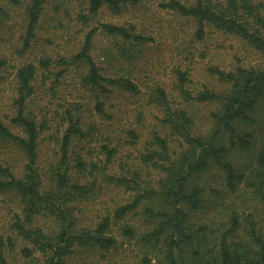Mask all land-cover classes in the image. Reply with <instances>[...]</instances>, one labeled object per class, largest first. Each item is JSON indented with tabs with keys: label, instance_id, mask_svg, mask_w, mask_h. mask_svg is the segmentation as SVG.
<instances>
[{
	"label": "rangeland",
	"instance_id": "374dc122",
	"mask_svg": "<svg viewBox=\"0 0 264 264\" xmlns=\"http://www.w3.org/2000/svg\"><path fill=\"white\" fill-rule=\"evenodd\" d=\"M169 0H135L123 5L113 13L107 4L90 14L88 0H44L33 34L28 38V7L31 0H0V120L14 133L24 135L21 127L11 121L15 114L16 69L26 63L36 68L32 82L34 91L27 99V113L37 124L43 123L37 138L34 166L42 179V189L49 188L50 178L61 159L60 145L67 128V113L80 115L83 138L73 137L69 145L67 162L68 176L85 184L94 182V189L87 197L76 203L79 225L93 227L105 215H114L117 206L132 200L133 192L117 185V177H131L138 169L145 181L152 183L157 195L151 201L145 200L138 210L125 216V220H114L110 233L116 238V245L109 250L100 248L75 247L67 264H130L141 253V235L159 224L160 219H151L142 212L144 205L158 209L166 208L161 202L157 170L139 162L140 154L147 152L151 130L159 131L169 141L172 158H177L187 144L170 132L163 122L162 110L149 102L148 92L160 85L167 92L172 109L182 108L191 117L192 135L207 137L214 130L212 113L216 103L199 102L193 96L203 88L222 91L225 85L218 80L210 68L233 71L236 66L264 69V55L250 47L238 37L206 25L204 36L194 35L195 21L163 8ZM190 4L194 0H178ZM224 3L225 0H210ZM100 23L123 25L143 40H125L109 35L98 28L93 34L89 52L100 67L103 77H126L136 83L135 94L119 87L107 85L108 95L96 94V90L83 83L87 73L85 63H71L63 74L57 75L63 66L56 61L61 57L76 54L83 45L85 35ZM27 40V44L25 43ZM49 57L48 70L39 65V60ZM185 72L187 81L183 88L191 97L179 92L176 70ZM97 96V97H96ZM103 102L102 111L95 108L97 100ZM258 103L252 112L255 122L236 121L238 138L235 146L221 162L229 161L235 173L241 175L234 192L225 186V170L214 160L203 171L193 175L190 183L201 188V205L187 213L188 224L205 223L220 234L229 229V215L238 214L239 228L234 240L251 243L248 218L257 232L264 234V167L258 163V155L264 147V112ZM79 109V112L77 111ZM130 129L137 137L130 141ZM220 143L229 144L228 132L220 135ZM107 147H117L111 161L104 168ZM152 147H155L154 145ZM78 157L86 163L98 164V169L89 173L90 166L80 171ZM27 162L25 154L14 143L0 139V166L8 167L16 176L24 171ZM236 181V180H235ZM261 184V187L259 186ZM181 207V208H182ZM24 220L19 198L12 191H0V237L4 241L3 253L10 264H43V256L22 257L20 250L28 244L18 235L13 223ZM124 222L133 225L135 238L120 234L119 226ZM45 233L57 230L51 217L39 215L34 219ZM213 234L211 237H215ZM231 239V238H230ZM214 255L211 253L209 258ZM190 261V260H189ZM212 261V259L210 260ZM190 264V262H187ZM191 264H193L191 262Z\"/></svg>",
	"mask_w": 264,
	"mask_h": 264
},
{
	"label": "trees",
	"instance_id": "16d2710c",
	"mask_svg": "<svg viewBox=\"0 0 264 264\" xmlns=\"http://www.w3.org/2000/svg\"><path fill=\"white\" fill-rule=\"evenodd\" d=\"M17 2V0H14ZM135 0H88L90 14L97 12L104 4H107L113 13H118L126 3ZM44 0H31L28 7L27 35L32 36L35 25L41 12ZM163 8L175 13L190 17L195 21L194 35L197 39L204 36L206 25H211L222 32L232 34L250 47L264 55V0H225L224 3H213L210 0H194L190 4L178 0H169L161 4ZM0 12L3 9L0 8ZM102 29L109 35L120 36L125 40H143L140 35L130 31L123 25L100 23L98 27L91 28L85 35L80 50L70 57H61L56 63L64 68L57 75H62L66 66L71 63H85L87 73L83 77V83L96 94L111 92L107 85L119 87L124 91L135 94L138 87L135 82L126 77H103L100 67L91 57L89 52L93 34ZM27 44V40H25ZM51 60L49 57L39 60V65L48 70ZM210 71L215 74L225 87L222 91L209 88L199 90L193 98L199 102L216 103L218 108L212 113L214 118V130L207 137L192 135L193 123L187 111L182 108L172 109L167 99V92L160 85H155L148 92L149 102L162 110V122L169 127L170 132L187 144V148L181 151L176 158H172L169 150V141L165 135L157 130H151L147 141V152L140 154L139 162L144 166L157 170L159 194L161 202L166 208L157 211L144 205L142 212L148 218L160 219L159 224L141 235V253L137 260L130 264H264V234L256 231L251 218L249 236L253 245L249 242L234 240L235 231L239 228L238 214L233 211L229 215V229L220 234L210 226L202 223L188 224L187 215L182 205L189 210H197L201 205V188L190 183L193 175L203 171L211 160L222 165L225 170V186L231 193L235 191L241 175L235 173L229 161L221 162L230 150L235 146L234 137L238 138L235 122H255L252 112L258 103H262L264 112V69L246 68L236 66L233 71L224 72L214 67ZM36 68L29 62L16 69L15 114L11 121L21 127L24 135L12 132L0 120V139H6L14 143L22 150L27 158L24 171L16 176L8 167L0 166V191H12L19 198L24 220L19 218L13 223L18 235L30 245L21 248L20 253L24 258H34L42 255L43 264H67L69 255L75 247L100 248L109 250L116 245V238L110 233V227L114 220H125V216L143 204L145 200L151 201L157 195L152 183L145 181V175L134 170L131 177H117L115 183L124 186L126 190L133 192L132 200L117 206L113 218L105 215L94 226L79 225L76 216V203L87 197L94 189V182L85 187L72 180L68 176L69 165L67 155L69 145L73 137L83 138L80 115L73 116L70 110L67 113V128L62 137L59 165L50 178L49 188L42 189V179L34 166L36 159L37 138L43 123L36 121L27 113V99L34 91L33 80ZM179 81V92L186 98L190 93L183 88L187 81L185 72L176 70ZM97 97V96H96ZM103 102L97 98L95 108L102 111ZM79 112V109H77ZM227 131L229 144L220 143V135ZM131 140L137 134L130 129ZM240 143L246 142L240 138ZM155 147H152V146ZM105 151V168L111 161L116 151V146L107 147ZM211 159V160H210ZM210 160V161H209ZM258 163L264 167V147L258 155ZM90 166L89 173L98 169L96 162H85L78 157L77 166L83 171ZM236 180V181H235ZM261 187V184L259 183ZM182 207V208H181ZM43 215L51 217L57 227L53 233H45L43 229L34 226V219ZM122 236L135 238L136 231L133 225L124 222L119 226ZM215 234V237H211ZM231 238V239H230ZM4 241L0 237V264H10L3 253ZM214 253L209 260L208 257ZM212 259V261H210ZM190 260V261H189ZM32 264H38L37 262Z\"/></svg>",
	"mask_w": 264,
	"mask_h": 264
}]
</instances>
